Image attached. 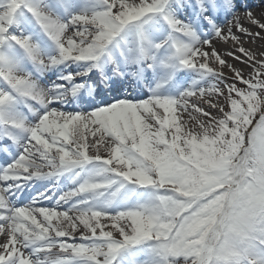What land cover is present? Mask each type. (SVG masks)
Listing matches in <instances>:
<instances>
[{"label": "snow or ice", "instance_id": "1", "mask_svg": "<svg viewBox=\"0 0 264 264\" xmlns=\"http://www.w3.org/2000/svg\"><path fill=\"white\" fill-rule=\"evenodd\" d=\"M253 7L0 0V264H264Z\"/></svg>", "mask_w": 264, "mask_h": 264}, {"label": "bare ground", "instance_id": "2", "mask_svg": "<svg viewBox=\"0 0 264 264\" xmlns=\"http://www.w3.org/2000/svg\"><path fill=\"white\" fill-rule=\"evenodd\" d=\"M249 3L254 6L252 10L257 14L260 12L261 8H264V0H249ZM257 4H259V7L255 6ZM26 191H31V188H27Z\"/></svg>", "mask_w": 264, "mask_h": 264}]
</instances>
